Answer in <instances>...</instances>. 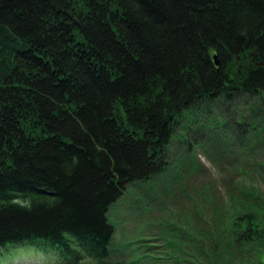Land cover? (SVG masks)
<instances>
[{"label": "trees", "instance_id": "obj_1", "mask_svg": "<svg viewBox=\"0 0 264 264\" xmlns=\"http://www.w3.org/2000/svg\"><path fill=\"white\" fill-rule=\"evenodd\" d=\"M263 93L264 0H0V263L107 264L183 112ZM225 232L198 262L264 264V213Z\"/></svg>", "mask_w": 264, "mask_h": 264}, {"label": "rangeland", "instance_id": "obj_2", "mask_svg": "<svg viewBox=\"0 0 264 264\" xmlns=\"http://www.w3.org/2000/svg\"><path fill=\"white\" fill-rule=\"evenodd\" d=\"M164 162L162 173L128 185L110 207L107 264H208L197 259L198 247L209 246L205 235L225 234L240 214L264 213V93L183 112ZM13 256L4 264H42L32 250Z\"/></svg>", "mask_w": 264, "mask_h": 264}, {"label": "water", "instance_id": "obj_3", "mask_svg": "<svg viewBox=\"0 0 264 264\" xmlns=\"http://www.w3.org/2000/svg\"><path fill=\"white\" fill-rule=\"evenodd\" d=\"M214 61H215V64L217 65L218 62H217V58L216 57H214Z\"/></svg>", "mask_w": 264, "mask_h": 264}]
</instances>
